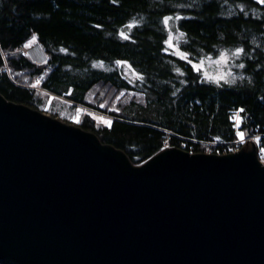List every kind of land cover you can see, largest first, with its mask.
Returning a JSON list of instances; mask_svg holds the SVG:
<instances>
[{
    "label": "water",
    "instance_id": "95a60500",
    "mask_svg": "<svg viewBox=\"0 0 264 264\" xmlns=\"http://www.w3.org/2000/svg\"><path fill=\"white\" fill-rule=\"evenodd\" d=\"M246 141L135 164L0 93V264H264V164Z\"/></svg>",
    "mask_w": 264,
    "mask_h": 264
},
{
    "label": "trees",
    "instance_id": "16d2710c",
    "mask_svg": "<svg viewBox=\"0 0 264 264\" xmlns=\"http://www.w3.org/2000/svg\"><path fill=\"white\" fill-rule=\"evenodd\" d=\"M166 17H180L175 27L190 60L168 50ZM34 40L44 64L20 52ZM223 48L242 49L244 77L235 84L207 83L193 62ZM24 74L42 77V87L53 94L106 113L104 93L111 90L115 99L123 92L110 125L98 126L88 115L80 127L124 150L135 164L167 143L205 153L206 144L236 139L231 115L241 109L243 129L264 134V2L0 0V93L37 110L38 93ZM211 152L221 154L217 146Z\"/></svg>",
    "mask_w": 264,
    "mask_h": 264
},
{
    "label": "rangeland",
    "instance_id": "374dc122",
    "mask_svg": "<svg viewBox=\"0 0 264 264\" xmlns=\"http://www.w3.org/2000/svg\"><path fill=\"white\" fill-rule=\"evenodd\" d=\"M177 21L178 19L172 18L167 23V29L171 31V39L167 42L168 50L179 57L190 60L189 55L182 50L181 46L184 37L175 27L177 25ZM135 23V21H132L130 26L133 27ZM38 46L39 45H37V42L34 40L22 48L20 52L28 55L31 60L35 59L32 54L37 52L38 57L42 58V61H33L37 64H44L46 62V57ZM243 56L244 52L240 48H223L218 51L217 54L204 55L199 59V61L193 62V66L202 73L204 81L207 83H216L218 85L222 83L235 84L239 80L243 79L245 74L244 67H239V65L243 64ZM119 66L123 67L127 73L131 74L133 79H138L139 76L132 75V71L129 69L128 64L120 63ZM97 67H102V69H111V67L101 63L97 64ZM22 77L25 79L24 82L28 84V87L36 89L38 93L40 99L38 110L77 126H80L84 118L88 115L91 119H94L93 121H95L98 126L110 125L112 122L111 120L114 119L111 112H115V108H117L118 103H120L122 97L125 96L122 92L114 99L113 97L115 95L112 97L111 90L110 92L104 93L102 99L105 98L106 101L101 103V105L103 108L109 110L106 113L86 104H77L64 96H58L45 90L41 85L43 83L42 77H30L27 74L22 75ZM134 95L135 94H132L131 97L134 98ZM90 100L97 103L96 99L92 96ZM239 125H241V128L238 135L241 136L240 134L244 131V129H242L244 125V118L239 120ZM214 146H216V144H206L207 149L210 150L207 153H212L211 150ZM168 147L170 146L167 143L165 148Z\"/></svg>",
    "mask_w": 264,
    "mask_h": 264
},
{
    "label": "built area",
    "instance_id": "2783aa9c",
    "mask_svg": "<svg viewBox=\"0 0 264 264\" xmlns=\"http://www.w3.org/2000/svg\"><path fill=\"white\" fill-rule=\"evenodd\" d=\"M22 48H24V47H22ZM22 48H20V50ZM231 116H232V121L235 124V128L237 129V131L239 133L240 128H241V125H239V120L243 118V116L241 115V111H238ZM242 129H243V127H242ZM238 133H237V137L234 141L216 144V146L218 148H220L221 154L235 153L237 151H240L244 146H246V144H247L246 140L253 138L255 143H256V146L259 149L260 161L264 164V134H261L259 131L254 133V134H250L245 129L243 131V137L239 136ZM184 148H185V146H183V149ZM217 154H219V153H217Z\"/></svg>",
    "mask_w": 264,
    "mask_h": 264
},
{
    "label": "snow or ice",
    "instance_id": "6c2138e0",
    "mask_svg": "<svg viewBox=\"0 0 264 264\" xmlns=\"http://www.w3.org/2000/svg\"><path fill=\"white\" fill-rule=\"evenodd\" d=\"M262 2H264V0H262ZM171 19H172V17H166L164 23L167 24L168 21L171 20ZM176 19H180V17H176ZM125 39H127V37H125ZM170 39H171V38H170ZM239 67L242 68V67H244V65L241 64V65H239ZM240 111H243V109H241ZM240 135H241V137H243V133H241Z\"/></svg>",
    "mask_w": 264,
    "mask_h": 264
},
{
    "label": "bare ground",
    "instance_id": "6f19581e",
    "mask_svg": "<svg viewBox=\"0 0 264 264\" xmlns=\"http://www.w3.org/2000/svg\"><path fill=\"white\" fill-rule=\"evenodd\" d=\"M32 55H33L34 58H35V59H33V60H35V61H38V60H39V61H42V58L38 57L37 52H36V53H33Z\"/></svg>",
    "mask_w": 264,
    "mask_h": 264
}]
</instances>
